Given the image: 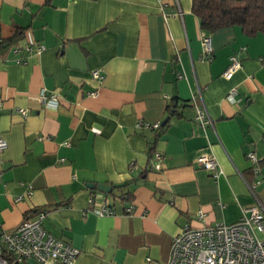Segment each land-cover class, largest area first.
Segmentation results:
<instances>
[{
  "label": "crops",
  "instance_id": "obj_1",
  "mask_svg": "<svg viewBox=\"0 0 264 264\" xmlns=\"http://www.w3.org/2000/svg\"><path fill=\"white\" fill-rule=\"evenodd\" d=\"M231 54L240 67L225 78ZM0 137L1 230L43 212L44 229L80 249L74 264H166L184 224L264 206V34H203L192 0H0Z\"/></svg>",
  "mask_w": 264,
  "mask_h": 264
},
{
  "label": "built area",
  "instance_id": "obj_2",
  "mask_svg": "<svg viewBox=\"0 0 264 264\" xmlns=\"http://www.w3.org/2000/svg\"><path fill=\"white\" fill-rule=\"evenodd\" d=\"M204 51H211L210 38L202 37ZM37 47V51L43 49ZM240 67L236 54L229 56V61L222 72L225 78H230ZM93 75L99 76L98 70ZM94 94L95 92H91ZM234 89L227 94V99L233 100ZM39 100L43 105L55 107L58 105L54 93L46 95L42 90ZM25 116L26 109H19ZM196 119L203 125L210 123V118L203 107H197ZM149 128L159 126L158 122H139ZM7 142L0 137V149ZM159 154L156 156L158 157ZM252 164L257 157L253 152L247 154ZM198 166L213 170L214 176L221 172L219 163L213 153H202L196 158ZM255 169H257L255 167ZM92 209L98 214L112 212L106 199L95 195L89 197ZM198 218L204 213L197 212ZM44 213L40 212L34 219H26L10 231L0 229V264H22L27 259H36L42 264H74L80 249L63 237L53 235L42 226ZM264 206L259 202L242 208L241 217L232 223L216 222L192 226L184 224L180 231L172 237L166 264H264Z\"/></svg>",
  "mask_w": 264,
  "mask_h": 264
},
{
  "label": "trees",
  "instance_id": "obj_3",
  "mask_svg": "<svg viewBox=\"0 0 264 264\" xmlns=\"http://www.w3.org/2000/svg\"><path fill=\"white\" fill-rule=\"evenodd\" d=\"M203 34L224 26H240L249 36L264 34V0H192Z\"/></svg>",
  "mask_w": 264,
  "mask_h": 264
},
{
  "label": "water",
  "instance_id": "obj_4",
  "mask_svg": "<svg viewBox=\"0 0 264 264\" xmlns=\"http://www.w3.org/2000/svg\"><path fill=\"white\" fill-rule=\"evenodd\" d=\"M161 124H164V120L161 122ZM88 186L90 187H93L94 184L93 183H88L87 184ZM96 188L102 192H107V193H110L111 190H112V186L109 185V184H105V183H98L96 184Z\"/></svg>",
  "mask_w": 264,
  "mask_h": 264
}]
</instances>
